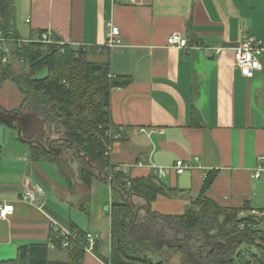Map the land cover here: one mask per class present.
<instances>
[{"label": "crops", "instance_id": "obj_1", "mask_svg": "<svg viewBox=\"0 0 264 264\" xmlns=\"http://www.w3.org/2000/svg\"><path fill=\"white\" fill-rule=\"evenodd\" d=\"M13 1L21 39L49 31L86 49L89 62L108 64L113 77L132 80L111 93L110 117L120 139L110 161L131 179L152 177L156 167L168 171L159 179L166 194L152 203L154 212L182 215L201 194L206 175L217 172L207 198L243 216L264 213V171L254 177L264 166V55L263 70L250 79L234 63V49L244 38L264 46V0ZM112 26L120 29L122 42L108 48ZM173 34L184 36L189 47H169ZM216 48L223 49L219 55L212 52ZM2 125L0 201L11 203L14 212L0 218V261L16 259L21 246L47 243L57 234L54 223L99 234L97 251L108 256L110 186L105 182L103 206V180L94 178L89 188L73 185L54 164L34 161L19 135L4 140ZM178 161L188 167L181 175ZM28 190L35 191V204L22 201ZM50 250V260L67 261L65 250ZM85 254L82 264H104L95 253Z\"/></svg>", "mask_w": 264, "mask_h": 264}, {"label": "trees", "instance_id": "obj_2", "mask_svg": "<svg viewBox=\"0 0 264 264\" xmlns=\"http://www.w3.org/2000/svg\"><path fill=\"white\" fill-rule=\"evenodd\" d=\"M0 35L21 39L13 0H0ZM54 40L61 42L55 36ZM10 46L9 63L2 62L0 53V90L6 82H12L23 96L17 111L34 113L45 120V146L55 138L64 139L54 141L60 155L30 145L32 159L54 164L69 180L63 156L70 150L80 159V177L88 188L94 178L110 186V250L108 256H102L97 244L94 251L104 264H166L167 253L177 255L180 264H264V218L251 213L243 216L242 210L221 207L206 197L217 172L206 175L201 194L182 215H162L152 210V203L166 194L163 183L154 175L131 179L120 172L108 181L111 161L105 155L106 147L110 133L118 132L110 117L111 93L127 88L130 78L113 77L108 64L89 62L88 51L82 47L65 43ZM15 63L28 68L18 72ZM41 72L45 76L36 77ZM1 149L0 142V153ZM244 210L250 212L246 207ZM71 231L79 239L85 236L74 225ZM64 239L52 233L47 243L21 246L16 259L0 264H82L84 248L70 241L64 249ZM51 244L67 252L66 262L50 260ZM237 244L240 246L234 253ZM243 245L246 247L242 249Z\"/></svg>", "mask_w": 264, "mask_h": 264}, {"label": "built area", "instance_id": "obj_3", "mask_svg": "<svg viewBox=\"0 0 264 264\" xmlns=\"http://www.w3.org/2000/svg\"><path fill=\"white\" fill-rule=\"evenodd\" d=\"M119 1V0H116ZM30 21L27 20V23ZM121 32L118 27L112 26L111 32L109 34L106 46L108 48H112L116 45L121 44ZM25 43H39L44 46L50 44H61L62 42H58L54 40V36L49 31H44L39 33L36 39H8L3 38L0 35V53H2V62L7 64L11 59V44L22 45ZM168 46L171 48H176L180 50H185L189 47L188 40L180 35L173 34L168 38ZM223 49L216 48L212 49V52L216 55H219ZM264 55V46L262 43L254 37H246L242 40L240 45L234 49V63L235 66L241 71L242 75L248 79L253 78L254 75L263 70L262 57ZM120 139V133H110L109 136V144H107V149L105 155L107 157H111L113 151V145ZM263 160V159H262ZM188 167L183 161H178L176 163L175 169L176 172L181 175L183 174ZM264 171V166L260 165L257 167L254 177L259 178L261 173ZM123 172L121 166H115L110 164L108 168V181L113 180L114 173ZM168 174V171L164 168L156 167L154 169V176L158 179H164ZM130 182H128V186ZM36 193L34 190H28L22 196V201H29L32 204L36 203ZM14 212V206L11 203L1 202L0 201V218L7 219L9 215ZM251 215L258 216L264 218V213H258L256 211H252ZM53 228L58 235L64 237L63 247L67 248L69 246L70 241H75L80 244L86 253H94L96 245L100 242V235L97 233H86L82 239L78 238L76 233H72L70 231L63 230L59 227L57 223H54ZM243 228V227H242ZM50 249H55L54 244L50 245Z\"/></svg>", "mask_w": 264, "mask_h": 264}, {"label": "rangeland", "instance_id": "obj_4", "mask_svg": "<svg viewBox=\"0 0 264 264\" xmlns=\"http://www.w3.org/2000/svg\"><path fill=\"white\" fill-rule=\"evenodd\" d=\"M15 67H16L18 72L26 71L28 68V66H24L21 64H17V63H15ZM43 76H45V72H41V73L36 75V77H38V78L43 77ZM7 88H8V90H7ZM7 88H3V92H1L2 94L0 93L1 97L4 98V101L1 100L0 108L6 112H10L9 109H11V107L17 106V104L21 103L22 95L20 94L18 87L13 83H10L7 86ZM2 131H3L4 140L11 138L12 135H14L16 137L18 135L17 130L12 129L11 127H9L5 124L2 125ZM63 159H64L65 164L67 165L66 166L67 171L72 177L73 185L76 183H79V182L84 184L83 180L80 177V168H81L80 159L77 156H75L74 153H71L70 150H69L68 154L65 153V155L63 156ZM100 183H102L103 186H102V188H100L101 190L99 191V193L101 195L100 198L103 200V206H104L108 200L107 198L109 196V193H108L109 187H108V185H106L105 182H100ZM103 190H105V193H103ZM245 247L246 246L243 245L242 249ZM251 250L255 252V247H252ZM50 258L53 259V253L51 254ZM156 261H158V260L156 259ZM166 264H180L179 257L177 255L167 253L166 254Z\"/></svg>", "mask_w": 264, "mask_h": 264}, {"label": "water", "instance_id": "obj_5", "mask_svg": "<svg viewBox=\"0 0 264 264\" xmlns=\"http://www.w3.org/2000/svg\"><path fill=\"white\" fill-rule=\"evenodd\" d=\"M0 121L9 127H16L21 142L28 145H37L44 148L48 153L60 155L61 149H52L44 145L45 136L47 135L45 120L34 113L26 112L20 114L18 111L6 112L0 108ZM64 139H55L54 141L62 142ZM52 141V142H54ZM80 154V151H78ZM240 244L234 247L233 252L239 248Z\"/></svg>", "mask_w": 264, "mask_h": 264}, {"label": "flooded vegetation", "instance_id": "obj_6", "mask_svg": "<svg viewBox=\"0 0 264 264\" xmlns=\"http://www.w3.org/2000/svg\"><path fill=\"white\" fill-rule=\"evenodd\" d=\"M56 139V138H55ZM55 139H53V140H55ZM45 142V141H44ZM57 142H50L49 144H48V147L49 148H51L52 147V149H58V148H56V147H54V145L56 144Z\"/></svg>", "mask_w": 264, "mask_h": 264}]
</instances>
